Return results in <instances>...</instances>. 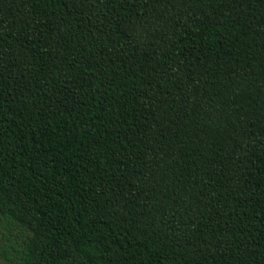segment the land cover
I'll use <instances>...</instances> for the list:
<instances>
[{
	"label": "trees",
	"instance_id": "obj_1",
	"mask_svg": "<svg viewBox=\"0 0 264 264\" xmlns=\"http://www.w3.org/2000/svg\"><path fill=\"white\" fill-rule=\"evenodd\" d=\"M7 264H264V0H0Z\"/></svg>",
	"mask_w": 264,
	"mask_h": 264
},
{
	"label": "rangeland",
	"instance_id": "obj_2",
	"mask_svg": "<svg viewBox=\"0 0 264 264\" xmlns=\"http://www.w3.org/2000/svg\"><path fill=\"white\" fill-rule=\"evenodd\" d=\"M20 231L0 220V264H7L6 256L13 255V249L21 247Z\"/></svg>",
	"mask_w": 264,
	"mask_h": 264
}]
</instances>
